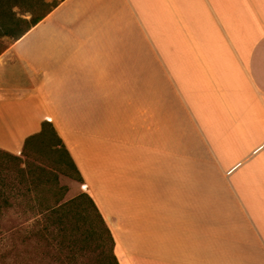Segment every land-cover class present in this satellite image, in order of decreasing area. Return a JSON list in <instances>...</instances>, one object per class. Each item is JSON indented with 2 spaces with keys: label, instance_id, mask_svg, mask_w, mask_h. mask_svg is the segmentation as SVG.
I'll use <instances>...</instances> for the list:
<instances>
[{
  "label": "crops",
  "instance_id": "0c3cea01",
  "mask_svg": "<svg viewBox=\"0 0 264 264\" xmlns=\"http://www.w3.org/2000/svg\"><path fill=\"white\" fill-rule=\"evenodd\" d=\"M46 121L119 264H264V0H60L0 51V150Z\"/></svg>",
  "mask_w": 264,
  "mask_h": 264
},
{
  "label": "trees",
  "instance_id": "16d2710c",
  "mask_svg": "<svg viewBox=\"0 0 264 264\" xmlns=\"http://www.w3.org/2000/svg\"><path fill=\"white\" fill-rule=\"evenodd\" d=\"M44 5L45 0H0V38H7L9 42L18 40L57 6V4H53L50 8L43 10L41 14L35 15V12L40 11ZM14 8H17L21 15L29 14L30 19L27 20L21 16L16 17L13 12ZM47 134L52 136L53 142H49ZM37 140L47 147H51L53 152L62 154L63 159L58 157L54 160L57 171L56 173L53 172L52 178L57 191L54 192L53 187L47 190L54 193V199L50 203H42L38 207L41 213L46 215L44 222L35 232L22 235V241L26 242L33 237L56 241L65 251V260L73 264L78 251L83 248L84 241L92 237L97 240L98 246L103 248L98 254L97 264H119L114 254V240L111 232L91 197L87 193H80L70 200L62 201L65 188L58 186V175L71 177L81 184L83 180L50 122L43 123L40 133L26 139L22 150L23 156L29 157L28 148ZM9 159L19 161V158L13 156V154L0 150V165L3 166V162L5 163ZM66 168L70 169L72 174H69L65 170ZM36 169L28 164L25 168H18L16 173L22 177L28 175L31 182L40 181L39 174H35ZM57 173L59 174L57 175ZM7 187L9 191L14 190L11 183L7 184ZM16 191L19 192V190ZM24 191L28 194L32 190L26 187ZM9 205L6 201H3L0 205V213ZM26 259L24 257V260ZM57 261L60 264H66L62 259L57 258Z\"/></svg>",
  "mask_w": 264,
  "mask_h": 264
},
{
  "label": "rangeland",
  "instance_id": "374dc122",
  "mask_svg": "<svg viewBox=\"0 0 264 264\" xmlns=\"http://www.w3.org/2000/svg\"><path fill=\"white\" fill-rule=\"evenodd\" d=\"M59 1L45 0L44 7L40 11H36L35 15L41 14L43 10L45 11ZM13 12L16 17L30 19L29 14L21 15L17 8H14ZM7 43H9L7 38H0V51ZM47 137L49 142L54 141L50 134H47ZM28 152L29 157L23 156L21 152L13 155L19 158V161L9 159L5 163L3 162V166L0 165V205L3 201L10 204L0 213V264H60L57 258L70 264L65 260L64 249L62 250L56 241L37 237L26 242L22 241V235L35 232L44 222L46 215L41 213L38 207L40 204L50 203L54 199V193L47 190L53 187L54 192L57 191L52 178L53 172L57 171L54 160L58 157L63 159L62 154L53 152L51 147H47L38 140L29 146ZM28 164L33 169L37 168L35 174H39L40 181L31 182L28 175H23V177L17 175L16 170L20 167L25 168ZM65 170L72 174L70 169L66 168ZM27 178L28 180H26ZM9 183L12 184L13 191L8 190L7 184ZM57 183L58 186L65 188L62 201L70 200L80 193H86L82 188L83 184L74 181L71 177L59 174ZM26 187L32 190L28 194L24 191ZM101 249L103 248L98 246L97 240L90 237L84 241L83 248L78 251L73 264H97ZM24 257L27 259L24 260Z\"/></svg>",
  "mask_w": 264,
  "mask_h": 264
},
{
  "label": "bare ground",
  "instance_id": "6f19581e",
  "mask_svg": "<svg viewBox=\"0 0 264 264\" xmlns=\"http://www.w3.org/2000/svg\"><path fill=\"white\" fill-rule=\"evenodd\" d=\"M57 123V122H56ZM78 157V156H77ZM127 230V229H126Z\"/></svg>",
  "mask_w": 264,
  "mask_h": 264
},
{
  "label": "built area",
  "instance_id": "2783aa9c",
  "mask_svg": "<svg viewBox=\"0 0 264 264\" xmlns=\"http://www.w3.org/2000/svg\"><path fill=\"white\" fill-rule=\"evenodd\" d=\"M82 187H84V186L82 185Z\"/></svg>",
  "mask_w": 264,
  "mask_h": 264
}]
</instances>
